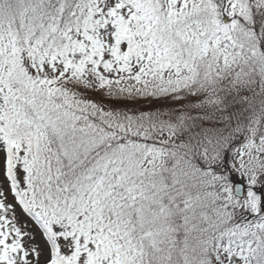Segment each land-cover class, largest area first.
<instances>
[{"label":"snow or ice","instance_id":"obj_1","mask_svg":"<svg viewBox=\"0 0 264 264\" xmlns=\"http://www.w3.org/2000/svg\"><path fill=\"white\" fill-rule=\"evenodd\" d=\"M0 264H264V0H0Z\"/></svg>","mask_w":264,"mask_h":264}]
</instances>
